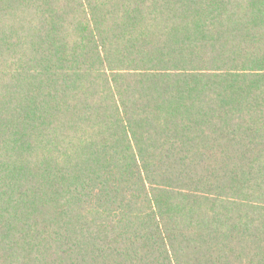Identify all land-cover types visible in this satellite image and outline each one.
<instances>
[{
    "label": "trees",
    "instance_id": "16d2710c",
    "mask_svg": "<svg viewBox=\"0 0 264 264\" xmlns=\"http://www.w3.org/2000/svg\"><path fill=\"white\" fill-rule=\"evenodd\" d=\"M0 264H264V0H0Z\"/></svg>",
    "mask_w": 264,
    "mask_h": 264
}]
</instances>
